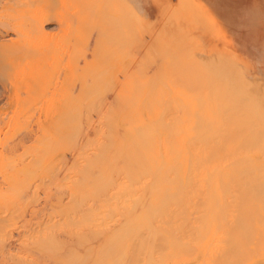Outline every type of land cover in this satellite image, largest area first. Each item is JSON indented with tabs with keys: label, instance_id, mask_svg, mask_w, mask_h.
I'll list each match as a JSON object with an SVG mask.
<instances>
[{
	"label": "bare ground",
	"instance_id": "bare-ground-1",
	"mask_svg": "<svg viewBox=\"0 0 264 264\" xmlns=\"http://www.w3.org/2000/svg\"><path fill=\"white\" fill-rule=\"evenodd\" d=\"M0 108V264H264V0H0Z\"/></svg>",
	"mask_w": 264,
	"mask_h": 264
},
{
	"label": "rangeland",
	"instance_id": "rangeland-1",
	"mask_svg": "<svg viewBox=\"0 0 264 264\" xmlns=\"http://www.w3.org/2000/svg\"><path fill=\"white\" fill-rule=\"evenodd\" d=\"M78 8H79V7H78ZM78 8H77V10H78ZM80 8H81V6H80ZM77 10L75 9L76 12L73 11L75 14H74V13L72 14V15L75 16V18H74L75 20H76L77 18H79V17L81 18V16L83 15V12H81V11L78 12ZM82 10H83V9H82ZM77 12H78V13H77ZM76 14H77V15H76ZM49 33H52V32H49ZM52 35H53V34H51V36H52ZM56 35H57V33H56L54 36H52V37L49 36V39L51 40L53 37L55 38ZM56 38H57V37H56ZM56 38H55V39H56ZM58 39H59V38H58ZM23 46H24V45H23ZM82 53H83V52H82ZM80 56H83V55L80 54ZM80 58H82V57H80ZM81 68H82V66H81ZM81 72H83V71H81ZM81 72H77V73H81ZM85 73H86V72L80 74V77H79L80 80H83V81H84V79H82V77L85 75ZM75 75L77 76L76 73H75ZM78 76H79V75H78ZM76 78L78 79V77H75V79H76ZM83 78H86V75H85ZM76 81H77V80H76ZM76 81L74 80V83H76ZM77 82H78V83H76V84H79L80 81H77ZM83 96H84V95H83ZM80 98H82V97L80 96ZM82 99H83V98H82ZM0 110H3V109L0 108ZM11 200H12L11 202H14L13 199H11ZM263 201H264V200H263ZM13 209H15V208H12V211H13ZM255 211H256V210H252V211H249V212H244L243 214H246V213H247L246 216L243 215L242 213H236L235 215H231V217H232V216H233V217H234V216H235V217H238V216H236L237 214H238V215H239V214H242V215L239 216V217H243V216H244V217H248V218H250V219H249L250 221H251V218H252V220H255V221H256V220H258V221H260V220H261V221H264V212H261V213H260L259 210H258L257 213H255ZM259 213H260V214H259ZM249 215H250V217H249ZM239 217H238V218H239ZM248 218H247V219H248ZM249 220H248V221H249ZM255 221H251V223L255 224V223H254ZM253 224H252V225H253ZM247 226H249V225H247ZM229 228H230V229L226 228V229H227V230H226L227 233H228V234L230 233L231 236H234V237H235V236L237 235L235 232L238 233V231H237V230H236V231H234V230L230 231V230H231V227H229ZM221 230H222V229H221ZM226 231H225V232H224V230H222V231H217L216 234L221 235V234H223V233H226ZM241 231H243V230H241ZM232 232H233V234H232ZM241 233H242V232H241ZM241 233H240V235H241ZM244 233H245V232H244ZM244 233H243V234H244ZM240 235H237V236H240ZM258 239H261V238H260V234H259V236H258ZM215 244H216V243H215ZM212 245H213V244H212ZM212 245H211V246H212ZM227 246H228V247H227ZM227 246H222V245H221V246L216 247V246L213 245L212 248H210V246H207L206 250L209 249V252H210V251L213 252L214 250H218V251H220L221 249H222V250H223V249H224V250H230V249L233 248V247L230 248L231 245H229V244H228ZM220 247H222V248H220ZM210 249H211V250H210ZM191 250H195V247H192ZM201 250H202V249H201ZM201 250H200V251H201ZM206 250H204V251H206ZM202 252H203V250H202ZM207 252H208V251H207ZM252 252H253V250H252ZM203 258H205V257H203ZM205 260H206V261H205ZM205 260L202 259V257H201L200 259H195V260H193V261H191V260H190V261H187V263H185V264H209V262H207V257L205 258Z\"/></svg>",
	"mask_w": 264,
	"mask_h": 264
}]
</instances>
